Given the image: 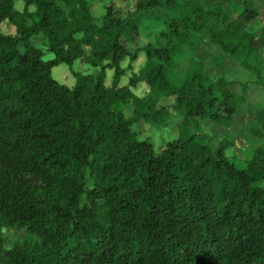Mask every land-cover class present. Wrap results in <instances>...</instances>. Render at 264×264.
<instances>
[{"label": "trees", "instance_id": "1", "mask_svg": "<svg viewBox=\"0 0 264 264\" xmlns=\"http://www.w3.org/2000/svg\"><path fill=\"white\" fill-rule=\"evenodd\" d=\"M95 7L0 0V24L16 28L0 31V264H264V143L239 166L235 140L207 131L206 120L229 128L246 99L197 55L198 40L209 41L264 90V32L252 29L260 7L136 0L125 16ZM151 24L163 27L154 42L131 51ZM141 53L148 67L120 85L123 62ZM78 60L95 71L70 69L71 86L53 77ZM140 81L144 97L132 89ZM140 121L170 137L159 154ZM251 133L264 140V110ZM3 228L36 239L5 250Z\"/></svg>", "mask_w": 264, "mask_h": 264}, {"label": "rangeland", "instance_id": "2", "mask_svg": "<svg viewBox=\"0 0 264 264\" xmlns=\"http://www.w3.org/2000/svg\"><path fill=\"white\" fill-rule=\"evenodd\" d=\"M253 1L261 7V11L260 18L258 19V21L252 24V29L255 30L256 28L261 27L258 32V35H261L264 32V6L259 2V0ZM109 4L115 7L116 13H118L120 16H125L128 12L132 11L136 7V0H96V7L94 10L95 15L101 16L104 13V6ZM24 8L25 6L23 1H18L16 3L17 10L22 12ZM30 10L33 11L34 8L31 7ZM162 28L163 27H161L160 24H151L149 26H144L142 29H140V33L142 36L140 41H138V43H136L135 45H128V48L133 51L137 47H141L144 44H148L149 42H154L156 35ZM0 31L5 35L16 34L15 26L9 21H5L0 24ZM32 43L43 48L45 60H52L55 58V55L47 49V45H45L44 43H41L37 40H32ZM200 45H202V42L198 40L197 55L199 54L198 51H200L202 52L204 57L207 58V63L205 62L206 68L208 66L207 72L210 75L215 76V78H218L220 76L225 77L226 72L220 73L218 69L222 67V64H224L225 61L229 60V62L231 61L233 63L229 64L230 68L227 67L228 69L226 70L229 77H231L232 75L234 76L232 78H235L237 80L232 81L234 83V86L232 85V90L239 96H245L246 105H249L248 107H241L242 109L240 108L238 110L236 114L238 115V129L232 130L230 132L232 133V135H228L227 131H224V129H215V125L211 124L208 120L203 121V124L206 127H209L207 131H211L212 134H214L217 138H226L227 136H231L230 138L235 140L236 148L234 149V153L232 154L237 156V159H235V161L237 165L241 166L247 159H250L252 157L253 149L257 145L264 143L263 139L260 140L254 137L251 133L252 127L256 124L258 114L264 110V91L255 92L252 90V92H249L250 86H248V84L250 83L247 82V80L253 78L250 72L243 69L238 62L230 59L216 45L207 42V44L203 46L204 50L199 47ZM186 60L187 59H184L183 62H186ZM235 64L239 66L238 70H236V68L234 67L231 68V65L235 66ZM123 67L127 68L128 72L126 76L123 77L120 85H128L130 84V81L133 77H139L141 72L148 67V60L145 53H141L138 60L134 63H131L129 59H126L123 62ZM70 69L80 72L84 75L95 71V68L93 66L78 60L72 67L67 64H61L57 67H54L52 70V75L60 83L71 86L73 83H76V80L70 75ZM107 74L108 79L106 83L108 86H110L112 84L111 76L113 72L108 71ZM132 89L138 96L144 97L148 93V87L144 82L141 81L138 82L137 85ZM135 129L138 131L142 138H148L153 143L157 154H159L164 149L166 142L170 140V137L167 134H164L163 136L162 133L152 127L151 124H145L143 121L138 122L135 125ZM1 235L3 238V248L5 250H11L16 244H22L26 240L34 241L36 239L35 235H31L26 231L15 228H3L1 230Z\"/></svg>", "mask_w": 264, "mask_h": 264}, {"label": "crops", "instance_id": "3", "mask_svg": "<svg viewBox=\"0 0 264 264\" xmlns=\"http://www.w3.org/2000/svg\"><path fill=\"white\" fill-rule=\"evenodd\" d=\"M261 5V4H260ZM262 6V5H261ZM260 7V6H259ZM263 7V6H262ZM260 11H261V7H260ZM207 42H209V41H202V45H200L199 47L200 48H202L203 49V46H205L206 44H207ZM204 50V49H203ZM208 51H209V49H208ZM198 55L201 57V58H203V60L207 63V58L206 57H204V55L202 54V52H200V51H198ZM209 53V52H208ZM205 54H207V53H205ZM229 64H233L231 61L229 62V60L228 61H225L224 62V64H222V67L221 68H218L219 69V71H220V73H222V72H226V74H225V78L228 80V81H235L236 79L234 78H232V77H234V76H232L231 75V77H229V75H228V73H227V67H229ZM232 67H234V68H236V70H238L239 69V66H237V64H235V66H233V65H231V68ZM207 68H208V66H207ZM230 68V67H229ZM215 77V76H214ZM237 81V80H236ZM253 81H254V77L253 78H250V80H247V82H249L250 84H248V86H250V89H249V92L251 91L252 92V90L253 91H255V92H259V91H261V92H263L264 90H263V88H261V87H259V86H257V85H255L254 83H253ZM234 84V83H233ZM234 86V85H233ZM248 99V98H247ZM245 107H248L249 105L247 104H245L244 105ZM243 106V107H244ZM242 107V108H243ZM241 108V109H242ZM236 117H234V121H233V123H232V125L229 127V128H226V127H221V126H219V125H217V124H214L215 125V129L216 128H218V129H224V131H227V134L228 135H232V133H230L232 130H237L238 129V125H237V119H238V115H235ZM236 135V134H235ZM224 136H226V135H224ZM223 137V136H222ZM231 137V136H230ZM229 136H227V138H230Z\"/></svg>", "mask_w": 264, "mask_h": 264}]
</instances>
